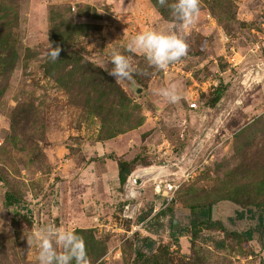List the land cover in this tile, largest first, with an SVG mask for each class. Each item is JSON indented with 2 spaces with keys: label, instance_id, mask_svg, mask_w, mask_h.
<instances>
[{
  "label": "rangeland",
  "instance_id": "374dc122",
  "mask_svg": "<svg viewBox=\"0 0 264 264\" xmlns=\"http://www.w3.org/2000/svg\"><path fill=\"white\" fill-rule=\"evenodd\" d=\"M173 23L157 0H0V264H37L49 223L76 229L89 264H264V0H201L163 70L136 53L133 80L98 66ZM173 82L178 104L153 94ZM163 163L172 197L148 171L124 217L120 164Z\"/></svg>",
  "mask_w": 264,
  "mask_h": 264
},
{
  "label": "clouds",
  "instance_id": "9594fccd",
  "mask_svg": "<svg viewBox=\"0 0 264 264\" xmlns=\"http://www.w3.org/2000/svg\"><path fill=\"white\" fill-rule=\"evenodd\" d=\"M161 7L170 9L175 23L164 28H153L135 34L126 46L112 47L105 53L106 60L98 64L116 81L133 80L140 69L134 65L132 56L136 53L145 58L148 65L163 70L182 60L189 51L188 29L198 20L201 0H157ZM59 46L49 42L47 56L58 60ZM109 63L111 67H108ZM181 85L173 82L166 87H156L153 94L167 103L178 104L182 100ZM32 242L37 244V264H89L85 242L75 228L45 224L33 233ZM28 240V238H27Z\"/></svg>",
  "mask_w": 264,
  "mask_h": 264
},
{
  "label": "built area",
  "instance_id": "2783aa9c",
  "mask_svg": "<svg viewBox=\"0 0 264 264\" xmlns=\"http://www.w3.org/2000/svg\"><path fill=\"white\" fill-rule=\"evenodd\" d=\"M190 108H195L197 106V103L195 100L189 103ZM167 165L165 163L158 164L157 166L151 165L149 167L145 168H139L128 176L126 182L123 184L122 187V196H123V216L127 218L132 217V213L136 209V204L133 202V200L138 199V196L141 192V189L146 181V177L149 173H155L156 175L153 176V187L155 189L156 193L162 192L163 195H167L168 192H170L171 197L174 194V192L177 190L178 186L175 184H169L166 179H161L160 176L166 175ZM151 171V172H148ZM164 183V184H163ZM137 203V202H136Z\"/></svg>",
  "mask_w": 264,
  "mask_h": 264
},
{
  "label": "trees",
  "instance_id": "16d2710c",
  "mask_svg": "<svg viewBox=\"0 0 264 264\" xmlns=\"http://www.w3.org/2000/svg\"><path fill=\"white\" fill-rule=\"evenodd\" d=\"M132 170H130L128 167L124 166L123 164H120L119 167V182L123 185L128 176L131 174ZM207 214H209L210 210H207ZM249 213H251L252 217H255V211L252 209H249ZM254 231L258 234V241L260 243L261 248H264V216L260 213L257 217V221L255 224ZM253 230L250 233H252Z\"/></svg>",
  "mask_w": 264,
  "mask_h": 264
},
{
  "label": "crops",
  "instance_id": "0c3cea01",
  "mask_svg": "<svg viewBox=\"0 0 264 264\" xmlns=\"http://www.w3.org/2000/svg\"><path fill=\"white\" fill-rule=\"evenodd\" d=\"M87 170L89 171L90 175H93V176H92V181H96V180H97L96 174L92 173V171H91V169H90L89 167H88ZM113 183L115 184V183H117V182H113ZM92 203H94V201H92ZM88 204H89V203H88ZM89 208L92 209V206H90ZM93 216H96V215H95V212H94V215H93Z\"/></svg>",
  "mask_w": 264,
  "mask_h": 264
}]
</instances>
